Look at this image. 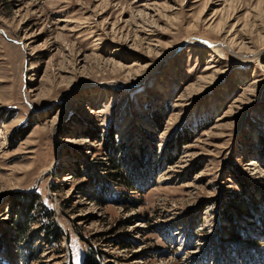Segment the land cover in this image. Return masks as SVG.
<instances>
[{
  "label": "rangeland",
  "instance_id": "obj_1",
  "mask_svg": "<svg viewBox=\"0 0 264 264\" xmlns=\"http://www.w3.org/2000/svg\"><path fill=\"white\" fill-rule=\"evenodd\" d=\"M89 251L264 264V0H0V264Z\"/></svg>",
  "mask_w": 264,
  "mask_h": 264
},
{
  "label": "trees",
  "instance_id": "obj_2",
  "mask_svg": "<svg viewBox=\"0 0 264 264\" xmlns=\"http://www.w3.org/2000/svg\"><path fill=\"white\" fill-rule=\"evenodd\" d=\"M27 132H24L20 135V138H22ZM125 184L128 183L126 180L123 181ZM132 187V186H131ZM232 205H235V207L241 208V204H239L236 200L235 203H232ZM86 261H84V264H99L98 260L96 259L95 253L93 251H89L88 255L86 256Z\"/></svg>",
  "mask_w": 264,
  "mask_h": 264
},
{
  "label": "bare ground",
  "instance_id": "obj_3",
  "mask_svg": "<svg viewBox=\"0 0 264 264\" xmlns=\"http://www.w3.org/2000/svg\"><path fill=\"white\" fill-rule=\"evenodd\" d=\"M209 45V44H208ZM214 47V46H213ZM216 51H219V50H216Z\"/></svg>",
  "mask_w": 264,
  "mask_h": 264
}]
</instances>
